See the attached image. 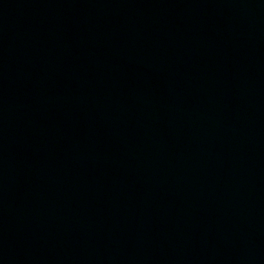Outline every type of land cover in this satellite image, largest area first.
I'll return each instance as SVG.
<instances>
[{
    "label": "water",
    "instance_id": "95a60500",
    "mask_svg": "<svg viewBox=\"0 0 264 264\" xmlns=\"http://www.w3.org/2000/svg\"><path fill=\"white\" fill-rule=\"evenodd\" d=\"M0 264H264V0H0Z\"/></svg>",
    "mask_w": 264,
    "mask_h": 264
}]
</instances>
